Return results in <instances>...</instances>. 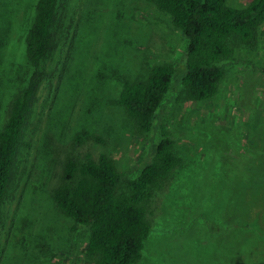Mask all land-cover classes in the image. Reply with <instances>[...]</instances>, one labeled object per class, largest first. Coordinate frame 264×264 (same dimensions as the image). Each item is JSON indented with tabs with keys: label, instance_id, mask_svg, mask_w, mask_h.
<instances>
[{
	"label": "rangeland",
	"instance_id": "obj_1",
	"mask_svg": "<svg viewBox=\"0 0 264 264\" xmlns=\"http://www.w3.org/2000/svg\"><path fill=\"white\" fill-rule=\"evenodd\" d=\"M36 2L0 0V126L31 72L26 36ZM64 16L2 204L0 264H94L89 231L53 200L66 161L105 153L125 183L152 160L163 128L182 161L153 192L135 264H264V27L255 43L233 41L217 94L194 102L182 82L188 39L153 3L68 0ZM167 61L176 66L170 90L143 132L120 93Z\"/></svg>",
	"mask_w": 264,
	"mask_h": 264
},
{
	"label": "trees",
	"instance_id": "obj_2",
	"mask_svg": "<svg viewBox=\"0 0 264 264\" xmlns=\"http://www.w3.org/2000/svg\"><path fill=\"white\" fill-rule=\"evenodd\" d=\"M167 13L188 39L186 73L182 78L187 99L202 102L218 92L224 75L222 62L234 55V43H255L264 27V0L245 7L229 0H146ZM68 0H37L35 16L26 36L30 74L10 102L0 126V222L2 204L12 181L25 129L40 83L47 55L65 32L63 21ZM66 37V36H65ZM176 66L156 62L147 77L126 80L119 96L128 117L139 130L150 132L167 96ZM81 142L85 134L78 135ZM169 131L161 130L152 160L124 183L114 160L101 153L94 158L71 156L64 165L63 183L52 196L59 211L89 231L86 256L94 264H135L150 233L148 207L154 190L181 163Z\"/></svg>",
	"mask_w": 264,
	"mask_h": 264
}]
</instances>
